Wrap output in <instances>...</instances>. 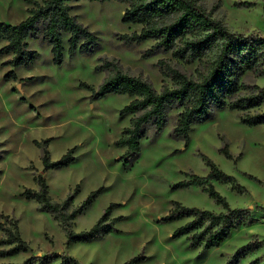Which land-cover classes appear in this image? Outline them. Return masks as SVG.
I'll return each instance as SVG.
<instances>
[{
    "label": "rangeland",
    "instance_id": "rangeland-1",
    "mask_svg": "<svg viewBox=\"0 0 264 264\" xmlns=\"http://www.w3.org/2000/svg\"><path fill=\"white\" fill-rule=\"evenodd\" d=\"M41 2V0H30ZM206 11L236 32H256L264 38V0H199ZM247 3L246 6H241ZM28 0H0V21L15 24L25 18ZM124 3L80 0L71 13L91 30L99 48L92 54L66 53L60 65L51 60L50 47L40 40H29L36 52L27 65L11 67L0 55V222L1 215L16 220L18 233L28 250L0 256L1 263L122 264L141 257L134 264H224L231 254L252 238L261 248L240 262L264 261V125L249 127L240 122L244 113L221 109L212 117L191 126L188 141L174 139L170 130L177 111L169 114L167 125L158 133L149 132L139 140L138 154L129 159L126 147L117 146L130 115L119 110L131 99L126 95L93 94L107 76L97 70L102 59L115 64L121 72L138 76L155 90L170 86L159 73L157 61L166 59L182 71L193 72L195 64L172 59L169 53L146 56L152 41L125 44L118 34L139 31L140 25L125 24L121 16ZM5 41L0 40V48ZM13 73L15 80L7 76ZM195 76V73H193ZM245 83L264 87V76L249 75ZM264 112V101L247 113ZM45 141L50 160L67 150L73 160L63 167L42 172L40 150L34 142ZM227 145L230 159L219 151ZM203 156L232 176L242 187L233 190L228 183L212 181L213 188L230 208L246 210V224L232 230L217 247H191L186 235L172 238L175 228L189 218L161 222L174 201L188 207L219 212L221 209L201 186L173 188L191 175L205 176L209 171ZM42 174L52 201L69 195L68 210L76 208L96 192L81 213L68 222L78 232L92 226L103 209L109 212L113 230L98 240L65 243L64 229L51 214L39 211L37 204L22 195L25 188L36 190L34 176ZM249 221V222H248ZM4 234L0 231V239ZM7 245L0 244V249Z\"/></svg>",
    "mask_w": 264,
    "mask_h": 264
},
{
    "label": "trees",
    "instance_id": "trees-1",
    "mask_svg": "<svg viewBox=\"0 0 264 264\" xmlns=\"http://www.w3.org/2000/svg\"><path fill=\"white\" fill-rule=\"evenodd\" d=\"M80 0H41L30 1L26 16L15 24L0 21V40L5 44L0 55L7 56L5 64L18 67L30 63L36 52L30 49L29 40H40L50 47L51 60L60 65L63 61L64 36L66 53L76 51L94 53L98 39L85 25L71 13L73 3ZM99 3L116 1L124 3L121 22L140 25L139 31L118 34L117 38L125 44H139L152 41L145 55L169 53L172 59L184 64H195L193 72L187 73L166 59L157 61L159 73L168 78L170 86L155 90L149 82L118 70L114 63L102 59L97 70L107 72L93 94L103 97L107 94L126 95L131 99L119 110V115H130L129 124L121 131L117 146L126 147L125 156L133 159L139 151V140L149 132L158 134L168 122L169 114L177 111L175 124L170 135L177 140L188 141L191 126L209 120L214 111L228 109L242 112L240 122L253 127L264 125V112L249 114L264 101V87L245 83L249 75L264 76V38L256 32H236L223 22L213 18L199 0H87ZM242 3L241 6H246ZM195 73V76H193ZM9 77L15 80L13 73ZM40 150L42 172L63 167L73 160L72 150H67L55 161L50 160L45 141L34 142ZM219 151L230 159L225 143ZM0 152H2L0 150ZM1 154V153H0ZM209 167L205 176L191 175L188 180L178 182L173 188L201 186L202 190L220 207L219 212L188 207L177 201L172 203L167 213L160 217L161 222L189 218L175 228L172 238L186 235L191 247L201 246L211 249L219 246L240 225L246 224L248 215L242 208H230L227 201L212 186V181L229 183L231 188L240 191L242 187L236 180L217 168L203 156ZM36 190L25 188L21 195L37 204V209L53 215L64 229L65 243H79L98 240L113 230L109 212L113 204L103 209L96 222L88 229L74 232L68 229V222L89 205L96 192H91L79 206L68 210L73 195L60 202L51 200L42 174L33 178ZM0 231L4 237L0 244V256H11L28 250V243L21 239L16 220L1 215ZM249 222V221H248ZM261 248V241L252 238L239 246L224 264H241L247 255ZM141 257H131L122 264H134ZM66 260V261H65ZM30 259L20 263L28 264ZM67 264L74 260L64 258ZM247 264H257L250 261ZM259 264H264V261Z\"/></svg>",
    "mask_w": 264,
    "mask_h": 264
}]
</instances>
